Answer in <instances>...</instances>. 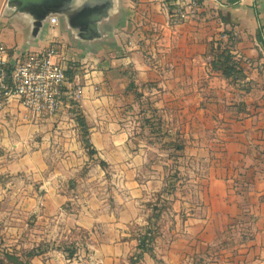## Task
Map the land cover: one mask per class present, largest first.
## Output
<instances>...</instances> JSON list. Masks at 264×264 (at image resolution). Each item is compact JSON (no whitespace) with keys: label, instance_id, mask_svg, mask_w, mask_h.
<instances>
[{"label":"crops","instance_id":"0c3cea01","mask_svg":"<svg viewBox=\"0 0 264 264\" xmlns=\"http://www.w3.org/2000/svg\"><path fill=\"white\" fill-rule=\"evenodd\" d=\"M7 1L0 40L22 53L58 48L70 82L81 79L96 151L76 115H36L17 99L0 109L3 233L28 230L30 250L86 234L79 259L47 250L26 262L131 264L140 250L129 225L148 224L150 204L164 202L154 250L137 264H264V0H200L198 18L180 24L176 0H99L110 8L94 40L58 15L35 36ZM174 158L183 166L173 181ZM86 165L115 172L110 196L91 189L106 181L78 179Z\"/></svg>","mask_w":264,"mask_h":264},{"label":"built area","instance_id":"2783aa9c","mask_svg":"<svg viewBox=\"0 0 264 264\" xmlns=\"http://www.w3.org/2000/svg\"><path fill=\"white\" fill-rule=\"evenodd\" d=\"M200 10V0H176L170 17L174 24L186 23L198 18ZM50 20L57 23V17ZM59 53L55 45L41 52H16L0 40V109L17 99L36 115L75 116L74 103L82 98L81 79L75 76L70 82L67 68L56 61Z\"/></svg>","mask_w":264,"mask_h":264},{"label":"water","instance_id":"95a60500","mask_svg":"<svg viewBox=\"0 0 264 264\" xmlns=\"http://www.w3.org/2000/svg\"><path fill=\"white\" fill-rule=\"evenodd\" d=\"M110 3L99 0H8L6 11L30 16L36 36L51 16L65 17L87 40L99 39V24L108 16Z\"/></svg>","mask_w":264,"mask_h":264},{"label":"rangeland","instance_id":"374dc122","mask_svg":"<svg viewBox=\"0 0 264 264\" xmlns=\"http://www.w3.org/2000/svg\"><path fill=\"white\" fill-rule=\"evenodd\" d=\"M137 114L138 113L136 111V115ZM135 128H137V126H135ZM81 132H82V130H81ZM148 141L150 142V140H148ZM175 146H178V144ZM175 146L173 145V147H175ZM92 160H94V159H92ZM182 164H183V162L179 158H177V159L174 158V160H172V162L170 163V167L172 168L171 170L173 171V173H170V176H171V179L173 181H174V179L177 178V176H178L177 172H179L178 168H180ZM175 171H177V172L175 173ZM89 173L91 175L88 176ZM113 174H115V172H113L112 170H110L108 168H107V170L88 169V165H86L83 167V169L81 171H79L78 179H81V177L84 179L87 177L93 178L94 180H96L98 182L97 184H99V182H101V181H106L107 183L105 185H98L96 187L91 188L92 191L97 190L96 194L98 195V197H101V196L104 197L107 195L110 196L112 194V189L110 188L111 185L109 183L112 179H114ZM106 198L107 199L109 198L110 200H112L111 197H106ZM4 223L5 222L0 223V264H9L7 257H6V254L19 256L22 260H24L26 262V260H29V258H27L28 253L31 251H34V250H40L43 253H45L47 250H54L55 253L60 252L61 254H63L64 257L66 258V260H73L76 257H77V259H79V257L82 256L80 254L79 256H74L73 258H68L64 252V249L68 248V246H71V245H74L77 248L81 247L82 244L85 243L86 234H81L79 239L76 242H71V243H63V242H60V243H57V242L42 243V244H40V246L38 248L30 250L29 248L28 249L25 248L28 244H30L27 242L28 238L26 237V233H29V231L28 230H27V232L24 231L22 234V233H20V227L18 226L17 231H14L13 233H10L8 231V233L6 235L5 233H3L5 231L4 227L7 226ZM15 223H17L19 225L20 221L15 222ZM105 223H107L106 225L108 227L113 224V222L110 223L109 221L105 222ZM147 226H149V224H147L144 220H139L138 223L134 222V223L130 224L129 229L131 230V233H132L130 239H132L133 234H141V233L144 234ZM158 236H159V232L156 234L154 244H153V248H154V245H155V242H156ZM239 242H241V241H239ZM138 254L139 253H135L133 256H138ZM83 258H86V257L83 256ZM78 261H80V260H78ZM201 264H204V263H201Z\"/></svg>","mask_w":264,"mask_h":264},{"label":"trees","instance_id":"16d2710c","mask_svg":"<svg viewBox=\"0 0 264 264\" xmlns=\"http://www.w3.org/2000/svg\"><path fill=\"white\" fill-rule=\"evenodd\" d=\"M218 63H220V68L224 71V73L229 77H241V70L237 68L236 64L232 61L231 56H220L218 59ZM216 62H213V66H216ZM73 112L76 115V120L81 127L82 135L84 138V145L88 154L93 156L96 154V151L92 148V145L89 141V128L86 125V122L83 119V115L80 111V106L77 103H74ZM175 146V145H174ZM177 150L181 151L182 146H175ZM103 167H106L104 162H101ZM152 208V215L148 219V224L144 234H133L132 239L138 241V249L140 250V254L138 256H132L130 261L131 264H137L144 253H151L153 251V244L158 233V221L161 218L162 212L166 209L165 203L162 202L159 205V202L156 204H150ZM64 252L68 258H73L77 253V247L74 245L68 246V248L64 249ZM43 252L40 250H34L28 253L27 258H33L35 256L41 255ZM7 260L10 264H29V262H24L21 260L19 256L6 254Z\"/></svg>","mask_w":264,"mask_h":264}]
</instances>
